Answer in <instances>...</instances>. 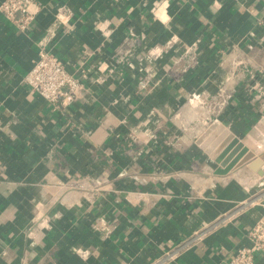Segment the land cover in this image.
<instances>
[{
    "label": "crops",
    "instance_id": "crops-1",
    "mask_svg": "<svg viewBox=\"0 0 264 264\" xmlns=\"http://www.w3.org/2000/svg\"><path fill=\"white\" fill-rule=\"evenodd\" d=\"M35 2L0 16V264H228L264 212V0ZM61 6L57 109L24 78Z\"/></svg>",
    "mask_w": 264,
    "mask_h": 264
},
{
    "label": "built area",
    "instance_id": "built-area-1",
    "mask_svg": "<svg viewBox=\"0 0 264 264\" xmlns=\"http://www.w3.org/2000/svg\"><path fill=\"white\" fill-rule=\"evenodd\" d=\"M35 6V0H4L0 4V16L20 32L27 33L37 20L39 10H35L33 8ZM156 7L152 9L154 14L157 10ZM72 17L73 11L69 7L61 6L57 9L53 24L47 31V39L45 38L39 43L38 58L24 78V82L34 92L57 109L76 102L84 90L82 81L67 70L49 46L57 36L56 32L61 27L67 26ZM174 43L173 39L170 40L167 43V48L172 47ZM190 50L192 52L197 50V44H194ZM102 231L105 234L110 233L108 227H103ZM175 252L167 253L164 259L155 260L152 264H162L168 259L171 260L176 254ZM228 264H264V212L251 226L246 234L245 244L237 249Z\"/></svg>",
    "mask_w": 264,
    "mask_h": 264
},
{
    "label": "water",
    "instance_id": "water-1",
    "mask_svg": "<svg viewBox=\"0 0 264 264\" xmlns=\"http://www.w3.org/2000/svg\"><path fill=\"white\" fill-rule=\"evenodd\" d=\"M218 130V131H223L226 136H228L229 139H233L235 143L239 144V147H242V142L236 138L222 123L218 121H214L210 124V126L206 129V131L199 137L197 140V144L203 149L207 154L211 156L212 159L216 160L219 164H222L225 166V163H222L223 160L222 156H219V151L220 149L215 150V144H211L210 138L209 140L208 137L213 133V131ZM255 157L254 154H251L250 157ZM246 161L239 162L237 164H232L229 169L223 173L229 172L230 170L239 168L241 165H243ZM259 164V161H257L256 165ZM256 169V166H255Z\"/></svg>",
    "mask_w": 264,
    "mask_h": 264
}]
</instances>
